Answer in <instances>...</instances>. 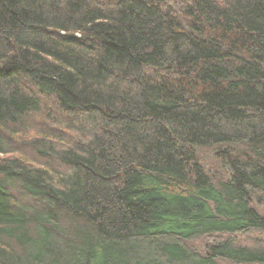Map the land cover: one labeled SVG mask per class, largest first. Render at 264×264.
<instances>
[{"label": "trees", "instance_id": "obj_1", "mask_svg": "<svg viewBox=\"0 0 264 264\" xmlns=\"http://www.w3.org/2000/svg\"><path fill=\"white\" fill-rule=\"evenodd\" d=\"M0 264H264V0H0Z\"/></svg>", "mask_w": 264, "mask_h": 264}, {"label": "rangeland", "instance_id": "obj_2", "mask_svg": "<svg viewBox=\"0 0 264 264\" xmlns=\"http://www.w3.org/2000/svg\"><path fill=\"white\" fill-rule=\"evenodd\" d=\"M200 155H201L200 156L201 158L203 156V158L208 161L210 167L212 166L211 170H218L219 169L217 162L214 160L212 152H209V151L205 152V153L200 152Z\"/></svg>", "mask_w": 264, "mask_h": 264}]
</instances>
